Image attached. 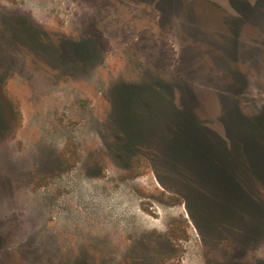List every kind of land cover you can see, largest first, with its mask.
<instances>
[{"label":"rangeland","instance_id":"rangeland-1","mask_svg":"<svg viewBox=\"0 0 264 264\" xmlns=\"http://www.w3.org/2000/svg\"><path fill=\"white\" fill-rule=\"evenodd\" d=\"M263 138L264 0H0V264H264Z\"/></svg>","mask_w":264,"mask_h":264},{"label":"flooded vegetation","instance_id":"flooded-vegetation-1","mask_svg":"<svg viewBox=\"0 0 264 264\" xmlns=\"http://www.w3.org/2000/svg\"><path fill=\"white\" fill-rule=\"evenodd\" d=\"M241 4H242V3H241ZM231 11H232V10H231ZM252 129H253V128H252ZM252 129H251V130H252ZM259 130H260V129H259ZM253 137H254V136H253ZM263 141H264V138H263ZM258 142H259V144H260V141H257V140H256V143H258ZM260 145H261V144H260Z\"/></svg>","mask_w":264,"mask_h":264}]
</instances>
